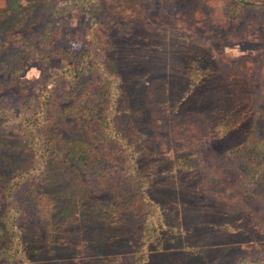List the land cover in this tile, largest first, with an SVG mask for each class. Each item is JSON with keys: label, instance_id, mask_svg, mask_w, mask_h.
<instances>
[{"label": "rangeland", "instance_id": "obj_1", "mask_svg": "<svg viewBox=\"0 0 264 264\" xmlns=\"http://www.w3.org/2000/svg\"><path fill=\"white\" fill-rule=\"evenodd\" d=\"M77 1L83 2L0 0V56L7 55L9 71L0 68V130L13 139L11 148L0 138V264H249L242 258L253 256L250 246L256 244L264 260L257 150L230 154L247 139L264 141V0H251L235 17L226 0H93L86 9ZM52 5L68 9L50 17ZM36 29L51 32L38 40L55 55L50 80L44 61L19 49L22 34ZM201 35L214 44L213 53L194 40ZM87 49L84 59L91 62H102L111 52L120 60L126 87L114 132L127 135L128 152L144 162V176L150 177L142 188L143 205L151 202L144 211L119 209L102 218L83 187L89 173L76 172L53 150L51 157L28 155V148L18 149L22 143L14 141L21 124L34 120L43 89L52 81L59 93L70 88L71 78L61 73L80 68L76 57ZM63 51L70 56L59 57ZM17 74L27 82L13 83ZM144 79L155 89L145 98ZM21 87L36 88L32 105L23 104ZM76 100L66 97L61 107L69 113ZM249 115L254 120L248 122ZM66 121L59 130L71 134L76 122ZM122 153L115 145L109 168L131 181L117 164ZM179 158L192 169L177 168ZM32 182L38 184L35 196L23 197L28 187L20 185ZM50 190L62 199L61 207L46 197ZM46 211L54 216L44 223L38 214ZM160 225L170 228L163 237Z\"/></svg>", "mask_w": 264, "mask_h": 264}, {"label": "trees", "instance_id": "obj_2", "mask_svg": "<svg viewBox=\"0 0 264 264\" xmlns=\"http://www.w3.org/2000/svg\"><path fill=\"white\" fill-rule=\"evenodd\" d=\"M250 1L251 0H226V6L231 9L229 12L230 16L235 17L238 10H240L241 7L246 8L250 4ZM92 2L93 0H83V2L77 1L82 7ZM52 6L51 14L53 13V15H50V17L57 15L63 16L68 9L67 6ZM89 8L90 6H88V9ZM82 9H86V6ZM207 17H209L210 20L212 19V16L208 13ZM255 17H257V15H255ZM46 24H49L48 21ZM43 31L44 30L36 29L30 33H23L21 37L22 40L19 42V49L21 48L20 52H22V55L27 52L32 59H42L44 61V72L49 74L50 80V76H52V73L49 72L51 69L50 60L55 55L53 54V49L43 45L42 41V45H38V40H43V38L48 39L51 33ZM52 34V43L58 44L56 39L58 37L57 32ZM194 40L211 51L205 49L207 52L213 53L214 44L211 40L204 38L203 35L194 36ZM109 41L116 43L113 38H110ZM114 47L117 48L116 44H114ZM117 49L115 52H117ZM88 52L89 49L76 57L78 63L82 62L80 68L63 69V73L58 72L68 79L71 78L69 89L59 93L60 88L55 81H52L53 86L43 89L45 92L42 94L43 100L40 107L35 111L36 116L34 120L30 119V122L28 121L24 125L21 124V128L24 129L20 135L14 138L16 139L14 141L22 143V145L17 146L18 149L24 150L28 148L24 150L28 155L37 156V153L42 152L44 156L51 157L49 152L53 150L60 158L67 160V162L75 168L76 172L89 173L90 178L87 179L83 187L87 189L86 194L89 198L88 201L91 202L90 206H92L102 218H104L103 216L115 214L114 212L119 209L136 208L138 211H144V208L149 209L151 202L148 203V207L143 205L146 197L144 196L145 192L142 191V188L146 185L147 179L150 177L146 178L144 176V162L130 151L128 152L132 144L127 135L125 133L123 134L120 130L119 132H114V122H116V116L121 111V102L125 99L126 87V81L118 71L120 60L118 61L115 56H111L114 53L111 52L107 54L106 60L100 62L98 59L93 58L91 62L84 59ZM57 54L59 57L70 56L69 52L65 51ZM127 55L132 56L133 53H127ZM6 56L7 55H5V57ZM5 57L0 56V68L2 69L8 68ZM17 70V72H21V66ZM82 73L89 74V77L90 75L91 77L88 78V80H84L81 76ZM13 80H16L18 83L21 82L22 85L27 82L26 79H22L18 74L11 78V81L14 83ZM143 85L144 90L141 91L143 97L145 98L144 94H147V92L153 95L155 89L153 86L150 87V83L147 79H144ZM113 86L115 87L113 88ZM21 91L23 92V104L32 105L36 100V88L29 87V89H27L21 87ZM66 97L69 100H71V98H77L76 102L71 103L69 113L65 112L64 108L61 107V102L64 101ZM150 107V110L154 111L155 105H151V102ZM177 108L178 107L173 106V111L177 112ZM252 117V115H249L248 122L253 119ZM68 119L76 122V125H71L70 127L75 130L71 134L70 132L66 134L64 130H59L60 123L65 124ZM81 131L87 133V135L81 134ZM6 134V130H0V138L4 146L13 148L8 145V143L13 142V139L8 140ZM247 135V138H250L251 131H249ZM252 143L253 144H251L250 139H247L242 149H239L237 146L232 147L230 149V154L241 157V154H252L257 150L256 154L258 159H256V161L258 162V166H256L254 175L256 179L258 175H262L259 178V184H261L263 188L264 200V174H262L263 165L261 164L264 162V141L256 143L255 140H252ZM108 144L112 145L110 149L107 148ZM115 145L120 146L121 149L125 151L124 154H121L123 156L119 157L120 159H118L117 164L121 167L119 169L120 171H125L131 177V181L117 178L113 174L114 172L109 168L111 166L109 162L110 153L115 152ZM187 163V160H181L179 158L178 161H176V167L183 170H191L192 167H187ZM5 184L8 186L7 181ZM22 184L19 189L28 187L25 193L21 192L23 197H25V194L35 196V186L38 187L37 183L32 182L27 186H23ZM52 191L53 190H50L46 197H50L52 202L57 203L58 206L61 207L62 199L60 197L55 198ZM30 208L29 206L25 211V219H28L30 215ZM23 213L22 211V214ZM38 215L44 223H47V220H49L50 216L52 218L54 213L46 211ZM51 220L52 219H50V221ZM146 224L148 223L145 222L142 226L145 227ZM1 225L2 227L5 226L4 223ZM160 228L162 230L160 229L159 233L162 237L165 235L166 231L170 229L168 226L166 227L164 225H160ZM152 231H155V229ZM259 246L258 244H256L255 247L250 246L252 251L256 252H254L253 256H244L242 261H248L249 264H264L262 250ZM7 253L9 252L6 251L5 254Z\"/></svg>", "mask_w": 264, "mask_h": 264}]
</instances>
